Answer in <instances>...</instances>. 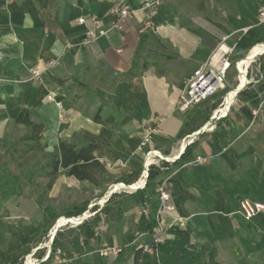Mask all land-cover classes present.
<instances>
[{
  "label": "crops",
  "instance_id": "obj_1",
  "mask_svg": "<svg viewBox=\"0 0 264 264\" xmlns=\"http://www.w3.org/2000/svg\"><path fill=\"white\" fill-rule=\"evenodd\" d=\"M221 1L200 0L193 12L187 8L191 0H0V136H10V128L17 127L23 136L39 138L40 150L53 156L47 172L37 177L39 188L54 194L61 188L75 191L78 201L66 208L89 202L81 217L60 218L82 220L69 228L73 233L59 250V263L136 264L138 256V264H156L153 252H137L146 240L140 236L149 230V204H132L122 215L117 209L108 215L101 210L106 200L119 195L114 187L130 186L124 180L139 170L132 188L143 185L141 136L146 126L160 123L161 134L148 148L165 158L153 164L164 163L163 175L153 184L156 205L158 187L165 183L176 212L164 216L158 264H264V215L246 222L238 214L244 197L264 202V54L257 79L246 76L260 46L248 54L241 77L229 75L228 90L216 95L226 96L223 109L218 100L210 119L180 138L183 130L198 127L190 121L195 110L208 112L217 103L215 96L181 112L185 80L209 60L218 63L225 55L220 46L232 50L231 64L243 54L235 47L245 33L228 36L224 30L237 32L258 20L261 0H237L239 14L230 16L221 13ZM151 2L161 12L154 20L158 29L145 24L149 12L142 8ZM208 5L217 16L205 14ZM114 8L135 13L122 30L84 44L91 25L79 20L97 17L99 29H108L115 21ZM198 17L201 23H193ZM253 30L264 35V27ZM34 71L41 72L40 78L33 77ZM198 157L207 162L194 163ZM109 187L115 192L109 193ZM82 189L100 193L88 197ZM26 198L24 190V196L9 200L7 212L26 219L38 208L43 218L42 209L51 208ZM102 198V204L92 203ZM105 248L119 252L105 257Z\"/></svg>",
  "mask_w": 264,
  "mask_h": 264
},
{
  "label": "trees",
  "instance_id": "obj_2",
  "mask_svg": "<svg viewBox=\"0 0 264 264\" xmlns=\"http://www.w3.org/2000/svg\"><path fill=\"white\" fill-rule=\"evenodd\" d=\"M262 43H264V35H259L253 29H250L247 31V33L241 35L240 39L236 43L235 49L239 52H242L243 54H240L235 58L236 62L244 59L246 54L253 47ZM234 61H232L231 64H233ZM228 77L229 74L227 78ZM219 104L220 102L215 103L208 112L204 110H195V113L193 114V116H191L190 121L195 125L198 124V127L192 128V130H183L180 134V138L192 134L197 130V128L201 126L202 123L207 122L211 117V113L218 108ZM199 122H201V124H199ZM41 147L43 146L40 144V139H32L30 136H22L16 140H11V138L9 137L8 140H5L3 142L2 148L4 150L2 156L0 155V211L3 209L5 203H7L12 198L24 196L23 177L20 174H16L15 172L11 171V162L16 161L18 158H22L24 153H26L27 151H35L40 149ZM189 149V147L186 149L185 153L181 157V160L188 155ZM163 165L164 163L160 165L161 167L152 165L149 168L148 180L143 189L136 191L132 195L114 194L108 199L101 210V213L108 215L110 212L117 209L119 214L122 215L124 212H126L127 207L132 204H135L137 206H146L149 204L152 210L150 213L149 230L146 236V242L149 244L152 242V236L156 227L155 214L158 207L156 205L157 195L153 188V184L159 177L163 175V172L161 170ZM141 173V170H139V172L132 178L125 179V183L131 186L140 177ZM88 206L89 202H81L79 204L71 206L70 208L64 209L62 212H57L51 208H43V218L41 223L29 237L28 241L22 244L17 242L15 235L0 219V264H24L26 257L31 255L33 250L37 249L44 242L50 230L56 225V222L61 217L79 218L87 211ZM97 209L98 207L95 206L93 208V211L96 212ZM98 214L99 213H97L95 216V221L98 219ZM258 217L256 218L258 219ZM260 223L264 228V216ZM86 225L87 222H84L80 225V227H85ZM72 233L73 230H70V233L68 234L66 233V231L59 229L53 239L51 253L47 260L42 261L44 249H38L33 255L38 259V263L48 264L50 260H52L56 255L57 251L63 250L66 247L67 243L71 239ZM137 252H142V250H137ZM153 257L155 263L158 264L155 246H153ZM138 262L139 260L137 256L136 264H138ZM68 264L88 263L81 262L79 260H73L68 262Z\"/></svg>",
  "mask_w": 264,
  "mask_h": 264
},
{
  "label": "built area",
  "instance_id": "obj_3",
  "mask_svg": "<svg viewBox=\"0 0 264 264\" xmlns=\"http://www.w3.org/2000/svg\"><path fill=\"white\" fill-rule=\"evenodd\" d=\"M157 3L151 2L146 4L142 11H148L149 14L146 15L147 19L150 20L154 14ZM135 10L130 8H114L112 14L115 16V21L110 25L108 29L100 30L101 25L100 20L97 17H91L89 19L81 18L79 24L81 25H91V29L88 31L87 38L84 44L89 45L100 37L107 35L112 30H122L123 23L130 19ZM257 28L264 27V0H261V7L258 13V20L256 26ZM254 29L250 27L244 31L247 33L248 30ZM225 55L220 59L218 63H213V59L209 60L207 63L196 69L184 82L183 88L179 95V110L181 112H187L190 108L199 106L200 104L214 98L220 91L224 90L227 83V76L230 69V61L228 56L232 54V50L225 49L224 46H220ZM41 76L40 71H34L33 77L38 79ZM50 101H54L53 96H49ZM59 107H61L59 105ZM263 104L255 111L254 115L257 116ZM161 134V124L157 123L155 125H148L145 128L144 134L141 136L139 151L145 153L144 161V172L143 185L140 188L132 189V186H126L125 188L131 189L132 191H137L145 187V182L148 179L149 168L154 164V159H165L163 156L156 154L152 150H148L155 136ZM196 134L190 136L189 142L193 141ZM207 162L206 158L198 157L194 163L205 164ZM158 208L155 214L156 227L152 236V242L149 244L144 240L138 244L137 250H142L144 252H153V246H155V252L158 253V247L165 240L166 235V223L164 221V216L167 213H175L176 207L172 204L171 195L166 190L165 183H162L158 187ZM108 201V200H106ZM105 201V202H106ZM238 214L246 222H251L254 218L264 215V202L255 201L249 197H244L239 200V210ZM178 223L180 226H184V222L179 219ZM68 224V223H66ZM147 234H142L141 238H146ZM110 251V252H109ZM119 250L113 248V250L102 251L103 256H108L109 254H117ZM60 253V251H59ZM60 262V261H59Z\"/></svg>",
  "mask_w": 264,
  "mask_h": 264
},
{
  "label": "rangeland",
  "instance_id": "obj_4",
  "mask_svg": "<svg viewBox=\"0 0 264 264\" xmlns=\"http://www.w3.org/2000/svg\"><path fill=\"white\" fill-rule=\"evenodd\" d=\"M199 1L200 0H191L192 5H191V7H187V8H189L193 12H195V10L197 9V6L199 4ZM236 1L237 0H222L218 5L219 9L222 11L221 13L223 15H227V16H230L231 14H233V15L237 14L238 15L239 9L237 7ZM159 12H160L159 8H157L154 10V12H153L154 14L152 15V18L150 20H148L146 17L145 24H146L147 28L158 29V26H160V24H156V26H154V20H155L156 16H158ZM205 14L207 16L211 15L212 17L217 16L216 15V8L214 6L212 7V6L208 5L207 12ZM160 15H161V12H160ZM217 19H218V17H217ZM200 21H202V20H201V18L198 17V18H195L193 20V23L198 24ZM256 24H257V22H249L248 26H246L245 28H243L237 32H235L233 30H224L225 32H223V33H228V36H234V34H236V33H244V31L250 27H254V29H257V27H255ZM208 26L211 27V29H215L214 28L215 26L212 23H208ZM262 33H264V30ZM257 46L262 47V49L264 48V44H262V45L260 44ZM257 46L253 47L246 54L244 59L240 60L239 62H234L233 64L230 65V69H229L228 74L231 76V78L233 80H235V79L237 80V79H239V77H241L240 69L242 68V65H243L245 59L247 58L248 54H250L251 52H252V54L256 52V50L258 48ZM263 54L264 53L260 54L259 56H256L250 62L249 66L246 68V76L248 75L249 81L256 80L257 77L259 76V71H260L259 64L262 63L263 59H261L262 58L261 55H263ZM232 57H233V55H230V59H232ZM260 59H261V61H260ZM239 84L240 83H238V85ZM182 88H181V90H182ZM225 90L227 91L228 87L225 88ZM225 98H226V96L222 95V93H221L218 96H216L213 100L216 102L218 100H221L222 104L220 106V109H223ZM10 129H11L10 136H8V135L0 136V155L1 156H2L3 150H4L2 148V146H3V142L5 140H8L9 137L11 138V140H16V139L22 137L24 134L23 129H20L17 127H15V128L11 127ZM158 160H164V159H157V158L154 159V161L157 163L161 162ZM52 161H53V156L50 154H47L44 151H41L40 149L35 150V151H27L26 153H24L22 158H18L16 161L11 162L10 169L12 172H15L16 174H20L23 177L24 190L26 191L27 197H28V198H26V200L28 199V201L32 202L31 204H36L38 206H45V207L48 206V207H51L55 210H61V209L63 210L64 208L69 207L70 205H72L78 201V198H77L75 191H73L72 189L61 188L57 194H54L52 192H48V191H45L43 189H40L39 186L36 184L37 177H39V176H41L47 172ZM113 191L114 190L111 187L108 188L109 193H111ZM116 191L119 194H121V193L122 194H132L135 192V191H132L131 189H128L125 187H122V188L119 187L118 190H116ZM80 192L82 194H84L85 196H88V197L91 196V193L95 194L93 190L85 191L82 189ZM99 193L100 192H96L95 196H97ZM104 199L105 198H102L100 200L94 199L92 201V203L102 204ZM26 203L28 204L29 202H26ZM5 206H6V204L4 205L3 209L0 211V219L6 224V226L15 235L18 243L22 244V243L27 242L30 235L33 233V231L37 228V226L39 225V223L42 220V215L39 212L40 210L37 208L36 212L32 213L30 216H27L25 219V217L19 218L17 216H12V214L7 212ZM64 219L66 221L62 226H60V228H61V230H64V231H66V233L69 234L70 233V231H68V230H70L69 228H71V226H74L73 220H68L66 218H64ZM59 221L56 222V225L59 223ZM67 222H69V223L72 222V224H66ZM54 227L50 230V232L48 233L44 242L37 249L33 250L31 255L26 257L24 264H27V263L39 264L38 259L33 256L38 249H44V255H43L42 261L47 260V258L49 257V255L51 253V247H52L51 243L53 242V240H51V238H52V233H53ZM74 246L75 245L73 244V247ZM137 247H138V245H137ZM107 249L113 250V248H105L104 250H107ZM115 249H117V248H115ZM110 255H112V254H109L108 256H110ZM105 257H107V256H105ZM60 260H61V252L59 253V251H57L56 255L53 257L52 260H50V262L48 264H56V263L64 264L63 262L59 263Z\"/></svg>",
  "mask_w": 264,
  "mask_h": 264
},
{
  "label": "bare ground",
  "instance_id": "obj_5",
  "mask_svg": "<svg viewBox=\"0 0 264 264\" xmlns=\"http://www.w3.org/2000/svg\"><path fill=\"white\" fill-rule=\"evenodd\" d=\"M262 48V47H261ZM258 49V48H257ZM258 52V51H257ZM262 52L264 53V48L261 50V52L259 53V55L260 54H262ZM258 55V56H259ZM232 98V97H231ZM142 185V182L141 183H139L138 185H136V187H140ZM118 188L119 187H114V190H118ZM122 188V187H121ZM132 189H134V188H132ZM137 189V188H136ZM79 220H82V219H77V220H73V224H77V223H79ZM65 219H61L60 221H59V223L57 224V225H55V227H54V229H53V233H52V236L54 235V233H55V231H58L59 229H60V226H62L64 223H65ZM68 223V222H67ZM72 223V222H71ZM27 264H29V263H27Z\"/></svg>",
  "mask_w": 264,
  "mask_h": 264
},
{
  "label": "water",
  "instance_id": "obj_6",
  "mask_svg": "<svg viewBox=\"0 0 264 264\" xmlns=\"http://www.w3.org/2000/svg\"><path fill=\"white\" fill-rule=\"evenodd\" d=\"M115 191H113L112 193H114ZM110 197V196H109ZM57 231H55L54 235L52 236L51 240L54 239L55 235H56ZM52 242V241H51ZM52 244V243H51Z\"/></svg>",
  "mask_w": 264,
  "mask_h": 264
}]
</instances>
